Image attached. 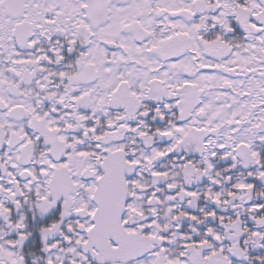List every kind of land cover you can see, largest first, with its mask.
Returning <instances> with one entry per match:
<instances>
[{"label": "snow or ice", "instance_id": "snow-or-ice-1", "mask_svg": "<svg viewBox=\"0 0 264 264\" xmlns=\"http://www.w3.org/2000/svg\"><path fill=\"white\" fill-rule=\"evenodd\" d=\"M0 264H264V0H0Z\"/></svg>", "mask_w": 264, "mask_h": 264}]
</instances>
